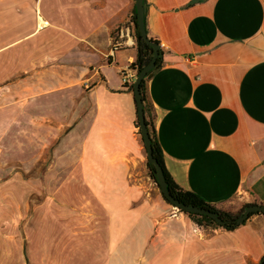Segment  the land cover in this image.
<instances>
[{
    "label": "crops",
    "instance_id": "obj_1",
    "mask_svg": "<svg viewBox=\"0 0 264 264\" xmlns=\"http://www.w3.org/2000/svg\"><path fill=\"white\" fill-rule=\"evenodd\" d=\"M146 1L149 37L164 51L148 96L168 171L222 211L264 206V0ZM47 2L0 0V61L24 57L15 69L30 72L0 86V119L14 108L38 140L56 143L55 169L81 179L106 219L97 225L103 263L259 264L262 215L233 231L167 218L130 180L148 167L135 96L122 82L138 54L135 0ZM4 227L0 264H27Z\"/></svg>",
    "mask_w": 264,
    "mask_h": 264
},
{
    "label": "rangeland",
    "instance_id": "obj_2",
    "mask_svg": "<svg viewBox=\"0 0 264 264\" xmlns=\"http://www.w3.org/2000/svg\"><path fill=\"white\" fill-rule=\"evenodd\" d=\"M9 58L0 61V86L30 74L15 69L24 66V57L11 63ZM12 109L0 119V226L7 238L22 241L27 264H104L106 235L97 225L106 219L96 216L100 211L81 179H62L55 169L56 143L38 140L30 119H17ZM137 174L139 179L130 180L152 210L166 207L167 218L182 214L163 198L147 166Z\"/></svg>",
    "mask_w": 264,
    "mask_h": 264
},
{
    "label": "trees",
    "instance_id": "obj_3",
    "mask_svg": "<svg viewBox=\"0 0 264 264\" xmlns=\"http://www.w3.org/2000/svg\"><path fill=\"white\" fill-rule=\"evenodd\" d=\"M146 6H147V1L144 0L145 27H146V31H147L148 36H149V29H148L147 15H146ZM132 23L135 27V35L134 36H135V40L137 43L138 54H137L136 61L132 64L130 69L132 71H134L138 77L139 73L144 69V67H146L151 62V60L154 56V48L151 45H149L147 42H145L144 40L140 39V31L138 29V24H137L136 7L134 9V15L132 18ZM149 39L151 42L160 45V43L157 40L150 38V37H149ZM163 57H164V51L162 48H160L159 57L157 59L156 67L147 75V77L141 83V93H142L143 103H144V112H145V116H146V123H147V126H148L149 131H150L154 158L161 165V167L164 171V175L166 178L167 185H168V191L176 200H178L179 202L186 204L188 206L199 207L202 209L210 210V211L218 214L219 217L225 222V224L222 226V225H219L215 220H213L212 218H210L208 216H201V215L192 214V213H185L184 211L181 210L180 212L182 214H185L186 216H188L193 222H195L199 226H203L206 228L207 227L208 228H215V229L222 228V229H225L227 231L236 230L237 228L240 227L239 225H237L236 220L245 212L247 207L252 206V205H256V204H247L237 213L222 211V210L218 209L216 206L207 203L205 200H203L201 197L197 196L196 194L189 192V191H186L183 188H181L177 184V182L174 180V178L172 177V175L170 174V172L168 171V169L166 167L164 153H163V150L161 148V145H160V143L158 141V137H157V131H156V126H155L154 108H153V105L150 102V99L148 96V80L156 72H158L162 68ZM129 89L131 92L134 93V85L130 86ZM134 96H135V94H134ZM137 127L139 128V131L141 133L139 120L137 121ZM148 169H149L151 178L154 180L155 183H157L158 187L160 188L161 193L163 195V198L166 200V202L171 204L166 199V197L164 196L162 189L157 182L155 165L150 164L148 162ZM254 215H262L264 217L263 213L262 214H253V215H251V217ZM262 259H261V261H262Z\"/></svg>",
    "mask_w": 264,
    "mask_h": 264
},
{
    "label": "water",
    "instance_id": "obj_4",
    "mask_svg": "<svg viewBox=\"0 0 264 264\" xmlns=\"http://www.w3.org/2000/svg\"><path fill=\"white\" fill-rule=\"evenodd\" d=\"M135 2H136L135 6H136V13H137V24H138V29L140 31V39L144 40L145 42H147L149 45H151L154 48V56L151 62L146 67H144V69L139 73L134 83V94H135V101H136V105L138 109V120H139L143 142H144L147 154H148V162L150 164L155 165L157 182L160 185L162 192L164 196L166 197V199L178 211L182 210L185 213H192V214H197L201 216H208L212 218L213 220H215L219 225L223 226L225 222L219 217L218 214L210 210H207V209L188 206L176 200L168 191V185H167L164 171L161 165L154 158L150 131L146 123V116L144 112V103H143V97L141 93V83L147 77V75L156 67L157 59L159 57V50L161 47L160 45L150 41L148 33L146 31L144 0H135ZM262 213L264 214V206H260V205L249 206L246 208L245 212L236 220V223L237 225L241 226L247 222V220L251 217V215L262 214ZM260 264H264V257L262 261L260 262Z\"/></svg>",
    "mask_w": 264,
    "mask_h": 264
},
{
    "label": "built area",
    "instance_id": "obj_5",
    "mask_svg": "<svg viewBox=\"0 0 264 264\" xmlns=\"http://www.w3.org/2000/svg\"><path fill=\"white\" fill-rule=\"evenodd\" d=\"M130 32H131L130 28L121 29L120 36L123 37L129 36ZM136 79H137V75L131 69L122 74V82L125 87H130L134 85Z\"/></svg>",
    "mask_w": 264,
    "mask_h": 264
},
{
    "label": "bare ground",
    "instance_id": "obj_6",
    "mask_svg": "<svg viewBox=\"0 0 264 264\" xmlns=\"http://www.w3.org/2000/svg\"><path fill=\"white\" fill-rule=\"evenodd\" d=\"M42 21V20H41Z\"/></svg>",
    "mask_w": 264,
    "mask_h": 264
}]
</instances>
